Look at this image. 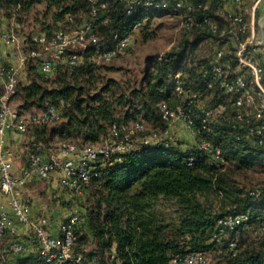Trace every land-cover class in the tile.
Masks as SVG:
<instances>
[{"label": "trees", "instance_id": "trees-1", "mask_svg": "<svg viewBox=\"0 0 264 264\" xmlns=\"http://www.w3.org/2000/svg\"><path fill=\"white\" fill-rule=\"evenodd\" d=\"M104 1L108 4L109 21L104 23L101 17L96 18L90 35L110 45L115 44V32L132 35L136 30L134 24L143 21L147 11L178 13L174 9L141 7L135 14L128 15L126 1ZM184 1L192 4V15L200 19L207 17L218 25L217 31L212 29L211 23L194 27L190 30L197 32L193 43L208 36L217 46L223 45L226 40L221 41L220 35L223 29L231 26V18L220 12L222 0ZM37 4L45 5L44 16L51 19L50 23H43L37 34L48 36L62 27L68 16H74L80 24L90 13L89 0H0V19L14 18ZM33 35L29 38L31 47L36 46ZM185 48L182 45L181 49L166 52L161 58L150 59L155 67H146L140 87L133 89L102 77V69L95 63L93 43L81 53L75 66H70L66 57L62 58L53 75L42 73L39 60L31 59L23 72L26 79L23 81L21 76L12 99L13 102L15 97L19 98L18 108L13 107L20 115L29 116L38 112L24 114L33 108L42 111L49 102L57 107L61 116L57 122L29 127L27 132L33 137L31 153H42L44 148L56 144V140L57 147L63 142H75L79 147L103 144L110 137L114 123L130 125L141 120L145 128L137 134L140 136L152 134L145 121L165 131L168 123L162 118L159 104L165 101L174 107L179 102L173 94L171 80L181 66ZM229 49L234 48L230 46ZM228 54L233 56L232 52ZM232 63L236 66L235 60ZM211 67L212 63L192 73L189 78L192 82L182 75L186 86L202 91L204 97L206 94L213 96V106L207 109L228 102V95L221 88L216 86L211 90L208 87L212 74L204 72ZM202 117V109L196 110L195 143L190 147H181L170 135L167 138L171 143L169 147L161 139L154 146L139 145V149L118 155L100 156L92 164L91 180L83 194L76 195H87L86 202L82 203L85 212L80 215L74 247L75 253L82 255V261L68 260L61 264L91 261L95 264H173L171 260L177 253L207 252L221 243L226 233L249 227L254 228V233L259 231L255 234L261 239L260 244L242 247L231 241L235 242L234 248L229 243L232 264H264V231H261L264 192L259 196L251 194L257 187L245 189L237 178L256 164L264 163V149L258 145L256 137L234 128L232 114L229 117L220 115L219 120H212L205 127ZM200 141L219 148L224 163L218 166L212 154L200 149ZM35 145L41 147L40 151ZM191 156L195 157L193 162L189 160ZM231 213L249 214V221L236 230H225L221 242H216L214 236L221 232L218 219ZM13 255L12 261L6 264H58L46 262L39 251Z\"/></svg>", "mask_w": 264, "mask_h": 264}, {"label": "built area", "instance_id": "built-area-1", "mask_svg": "<svg viewBox=\"0 0 264 264\" xmlns=\"http://www.w3.org/2000/svg\"><path fill=\"white\" fill-rule=\"evenodd\" d=\"M126 1V13L135 14L139 8L146 7L152 10L171 11L174 9L181 15L182 27L190 31L194 27H201L205 23H211L209 18L200 19L191 14L193 6L184 0H120ZM243 0H235L239 5ZM262 0H256L254 10ZM89 17L78 24L74 16H68L66 23L59 27L51 36L45 33L33 35L35 47L25 49L22 47L23 39L17 27L19 23L13 21L9 28H2L0 19V39L6 47H14L16 62L5 61L4 53L0 48V192L5 198V205L0 210V240L12 234L16 230V224L29 223L32 226V241L37 245L40 256L48 263H64L68 260L82 261V255L75 253L77 234L76 229L80 222V213L73 212L59 227L60 234L54 236L48 232V218L42 217L39 221L32 220L30 216L31 201L25 196V186L35 180H50L56 170L61 171L60 184L71 190L75 195H82L87 183L92 178V164L100 157H109L127 152L131 149H139L142 145L154 146L159 140H164L167 147L171 146L170 137L175 123L181 119L187 129L196 133L194 128V113L202 109L203 127L212 122L215 113L229 117L233 115L234 128L244 130L249 136L256 137L258 145L264 149V60L258 53L259 41L254 31L250 32V26L241 13L229 14L231 26L221 32L223 45L216 48L214 61L210 70L204 74H212L208 87L214 90L216 86L228 95V102L220 104L214 109H205L203 106L204 94L192 86H186L182 74L176 71L171 80L173 94L179 98L176 106H170L163 101L159 104L162 118L168 123V128L163 134L152 133L148 136H140L138 133L144 130V123L136 120L130 125L114 123L108 140L99 145H84L79 147L75 142H63L59 149L67 158L45 159L42 153L31 154L29 163L20 172L13 170V153L4 145L3 135L8 129L26 133L30 126L44 125L57 122L61 119L57 107L49 102L44 110L29 116H23L12 105V99L17 92L20 78L31 59L39 60L40 69L45 75H53L56 65L62 58H67L70 66L78 64L81 53L89 44L94 45L95 55L98 59L109 62L118 57L130 44L131 34H113L114 45L106 41H98L90 35L93 30L94 20L101 17L104 23L109 21L107 15L108 4L104 0H89ZM208 5H205L207 8ZM183 9L186 12H183ZM144 21V20H143ZM142 20L136 21L134 29H139ZM212 29L217 31L218 25L211 23ZM229 38V40H227ZM230 46L234 49L230 50ZM229 52L233 56H228ZM162 57V56H161ZM160 57V58H161ZM236 62L233 66L232 61ZM137 135L136 138L133 136ZM140 145V146H139ZM200 149L214 156L216 164L222 165L224 158L219 148H213L209 142L200 141ZM40 151L41 147L35 145ZM194 156L190 157L193 162ZM264 188L257 187L251 194L259 196ZM12 211V212H11ZM249 214H228L218 219L220 233L214 236L216 242H221L225 230H236L249 221ZM264 231V225L261 227ZM259 231H255L258 233ZM230 246L235 247V242ZM13 253H20L27 247L13 241L8 245ZM4 248L0 246V257L4 256ZM235 254V253H234ZM173 264H208L206 252L177 253L172 258ZM88 264H95L91 261Z\"/></svg>", "mask_w": 264, "mask_h": 264}, {"label": "rangeland", "instance_id": "rangeland-1", "mask_svg": "<svg viewBox=\"0 0 264 264\" xmlns=\"http://www.w3.org/2000/svg\"><path fill=\"white\" fill-rule=\"evenodd\" d=\"M44 13L45 5L37 4L30 11L18 13L14 18L5 16L3 19L6 20L1 25L5 29L13 21L19 23L17 29L24 41L22 47L29 49L31 47V43L29 42L30 36L41 31L44 22H51L50 18H45ZM143 18L144 25L132 32L129 46L118 57L109 62H104L95 57V63L101 67L102 77L105 79L117 80L121 85H129L131 89L139 88L145 68L149 66L155 67V62L149 60L155 57L160 58L166 52L179 50L182 45H185L186 48L183 54V61L177 71L189 82H192L189 79L192 73L200 71L202 67L208 66L213 62L217 43L213 38L204 36L201 37L197 44H194L193 41L197 32L187 31L182 27V19L179 13L147 11ZM0 44V48L8 58L15 57L16 51L14 47L4 46L1 43V39ZM185 70H187L186 73ZM25 79L26 77L23 75L22 80L25 81ZM12 104L15 108H18L19 98L15 97ZM202 104L206 109L213 106V96L206 94ZM39 111L41 109L33 108L24 115ZM219 119L220 115L215 113L213 121ZM145 126L148 131L152 130V133H157L158 135L164 132L160 126H152L151 123H147L146 121ZM177 137V135L171 132L172 141L174 140L175 143H187L188 147L192 145L189 141L180 140L178 142L176 140ZM55 142V146L57 147V140ZM181 143L179 144L181 145ZM237 178L245 189L249 190L252 187L258 186L263 187L264 163L256 164L251 170L241 173ZM38 182L42 181L39 180ZM73 198L78 205H82L83 202H86L87 195H83L82 197L75 195ZM27 233L29 240L32 237V230H29ZM231 241H236L243 247L251 244L258 245L261 239L254 233L253 227L243 228L236 233H226L221 243L206 252L208 264H232L234 259L231 256L229 247ZM1 245L5 250V254L3 258H0V264H6L7 261L14 258V255L7 249L8 244L6 242L1 243Z\"/></svg>", "mask_w": 264, "mask_h": 264}, {"label": "crops", "instance_id": "crops-1", "mask_svg": "<svg viewBox=\"0 0 264 264\" xmlns=\"http://www.w3.org/2000/svg\"><path fill=\"white\" fill-rule=\"evenodd\" d=\"M255 1L256 0H243L241 4L238 5L235 0H222L219 10L223 15L227 16L233 13H241L244 16L250 26V32L254 31L260 43L258 53L264 60V0H262L254 10ZM5 20L6 19L2 20L3 24ZM4 57L5 61L8 63L16 62V56L8 58L7 55L4 54ZM23 75H25V73ZM2 88V84L0 83V90H2ZM172 133L178 136L176 139L178 142L182 140L189 141L191 144L195 143L194 133L187 129L185 123L181 119L175 123ZM54 138L57 139L56 136ZM3 140L4 145L9 147L13 153V170L15 173H18L26 167L29 162V158L32 154L30 147L33 137L30 132L20 133L16 130L8 129L3 135ZM55 145L56 144L53 143L51 147L44 148L42 152L43 157L45 159L67 158L68 155L62 154L59 147ZM181 147L187 148L188 144L181 143ZM60 176L61 171L58 169L50 180L35 179L29 182L24 188L25 196L31 201L30 216L32 220L37 222L42 217H47L49 221L47 225L48 232L54 236L60 234V224L73 212L78 211L80 215L82 211V214L85 212L82 205H78L74 200L73 197L75 194L60 184ZM39 180L42 182H38ZM5 203V198L0 192V210ZM15 228L16 230L14 233L8 234L0 240V246H2L1 243L4 242L9 245L13 241H19L27 247L25 251L19 253L20 255L37 253L38 247L32 241V237L28 240L29 235H27V232L32 230L31 224L18 222Z\"/></svg>", "mask_w": 264, "mask_h": 264}]
</instances>
